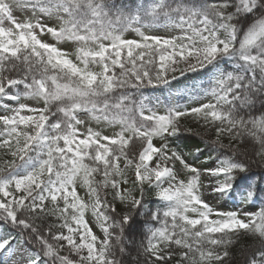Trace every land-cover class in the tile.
I'll return each instance as SVG.
<instances>
[{
	"label": "snow or ice",
	"instance_id": "1",
	"mask_svg": "<svg viewBox=\"0 0 264 264\" xmlns=\"http://www.w3.org/2000/svg\"><path fill=\"white\" fill-rule=\"evenodd\" d=\"M17 3L31 15L0 0V264H264V0ZM203 135L197 166L173 141Z\"/></svg>",
	"mask_w": 264,
	"mask_h": 264
},
{
	"label": "rangeland",
	"instance_id": "2",
	"mask_svg": "<svg viewBox=\"0 0 264 264\" xmlns=\"http://www.w3.org/2000/svg\"><path fill=\"white\" fill-rule=\"evenodd\" d=\"M6 2H10V3L13 4V12H14V15L18 19L22 20L26 16L31 15L30 12L24 10L17 3V0H14L12 2L10 0H6ZM155 34H158V35H178L179 33L177 31H174V30H171V29H167V30L157 31V32H155ZM126 35H127L128 38H135V33H133V32L127 33ZM44 39L47 40L50 43L53 42L50 37L45 36ZM61 46L67 48L69 51L73 50V48H74L73 45H61ZM208 76H209V72H206V71H203V70H200V71H197V72L187 73L184 77H181L178 82H174L173 83L170 91L165 90L162 93L161 92H156L154 95H152V97L160 96V99L164 100V98L169 96V95H171V96L179 95L180 92L182 90H184V89H191V88H193L195 86H198V85H201V84H205L207 79H208ZM28 102L32 103L31 101H28ZM176 102L181 103V104H186V103H191L192 101L189 100L187 98V96H185L184 99H181V100L176 101ZM153 103H155L154 100H153ZM159 110H160L161 113H163V111H164L162 107ZM81 118L82 119H87V117L83 116V115L81 116ZM91 126L92 127H96L94 122L92 123ZM101 127L104 128L105 134H111V132L119 130L118 127H105L103 125H101ZM156 143L159 144V141L157 140ZM187 159L190 162H192L195 165H197V166L203 165L204 160H205L204 158H201L200 160L199 159H195L194 160L193 157H187ZM208 166H212V165L210 164ZM130 175H131L130 176V178H131L132 177V172H130ZM201 180L205 184L208 183L207 177L202 176ZM77 190H78L79 194L84 196L85 199L87 200L86 190L83 189V188H80V187H78ZM204 199L206 201H208L209 203H211L214 208H217V209H219L221 211H235V210H238L241 207V205L239 204V201L237 199L233 200V199L222 198V197H213V196H209V195H205ZM160 204L162 205L163 202L160 201ZM246 210L256 211L257 210V203H255V205H253L250 208H246ZM86 219L88 220L90 226L92 227V230L96 233V235L101 236V238H102L101 230L98 227L96 220L92 217L90 211L86 213Z\"/></svg>",
	"mask_w": 264,
	"mask_h": 264
},
{
	"label": "trees",
	"instance_id": "3",
	"mask_svg": "<svg viewBox=\"0 0 264 264\" xmlns=\"http://www.w3.org/2000/svg\"><path fill=\"white\" fill-rule=\"evenodd\" d=\"M11 2L14 0H10ZM133 2H135V0H133ZM145 2H147V0H145ZM156 93V92H155ZM155 93L153 92H145L144 94L146 96H152ZM185 101V100H184ZM182 123L188 127H192L193 129H195L196 131H200L202 132V129L197 128L196 124L194 123V121L191 120V118H185ZM211 139L210 135H203L201 137H196V136H191V137H181L179 140L173 141L174 145H179V148L183 151V154L186 157H193L194 159V153H195V149L197 147L200 148H204L205 144L204 141L205 140H209ZM225 143H227V141H225ZM208 155H210L209 152L205 151L203 153V155L199 156V160L201 158H206ZM195 160V159H194ZM258 171V169H256ZM130 172H129V177H130ZM183 178V177H182ZM130 186V185H129ZM138 194V193H137ZM146 199L149 201L154 202L152 206H162L160 204V201L156 200L155 197V193L154 192H146ZM233 200H236L235 198H233ZM257 203V210L260 207V202L259 200L256 201ZM117 208L118 211H124L123 206L119 205V203L117 202ZM141 239V237L139 235L136 236V240L139 241ZM253 243L251 238L248 237H242L231 249V251L233 252L234 255H236L237 257H239V253L242 247H247L249 245H251ZM132 255L135 256V252H132ZM126 261L130 259V257H125ZM172 264H175V262L173 261Z\"/></svg>",
	"mask_w": 264,
	"mask_h": 264
}]
</instances>
